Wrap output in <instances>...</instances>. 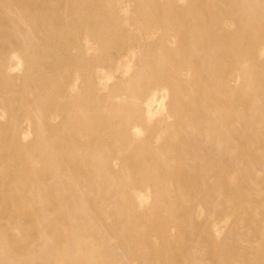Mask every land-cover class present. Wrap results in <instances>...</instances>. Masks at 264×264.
I'll return each instance as SVG.
<instances>
[{
  "label": "bare ground",
  "instance_id": "obj_1",
  "mask_svg": "<svg viewBox=\"0 0 264 264\" xmlns=\"http://www.w3.org/2000/svg\"><path fill=\"white\" fill-rule=\"evenodd\" d=\"M0 264H264V0H0Z\"/></svg>",
  "mask_w": 264,
  "mask_h": 264
}]
</instances>
